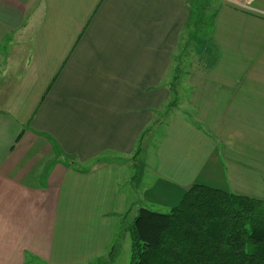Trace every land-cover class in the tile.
I'll return each instance as SVG.
<instances>
[{
  "label": "crops",
  "instance_id": "crops-1",
  "mask_svg": "<svg viewBox=\"0 0 264 264\" xmlns=\"http://www.w3.org/2000/svg\"><path fill=\"white\" fill-rule=\"evenodd\" d=\"M200 1L0 0V264L107 255L147 176L170 207L194 183L264 200L252 186L264 180L257 14L203 0L213 8L210 60L185 72L194 117L172 112L150 134L149 159L138 157L166 106L161 67L176 63L189 5Z\"/></svg>",
  "mask_w": 264,
  "mask_h": 264
},
{
  "label": "trees",
  "instance_id": "trees-1",
  "mask_svg": "<svg viewBox=\"0 0 264 264\" xmlns=\"http://www.w3.org/2000/svg\"><path fill=\"white\" fill-rule=\"evenodd\" d=\"M130 227V264H264V200L247 195L194 183L168 212L140 207Z\"/></svg>",
  "mask_w": 264,
  "mask_h": 264
},
{
  "label": "rangeland",
  "instance_id": "rangeland-1",
  "mask_svg": "<svg viewBox=\"0 0 264 264\" xmlns=\"http://www.w3.org/2000/svg\"><path fill=\"white\" fill-rule=\"evenodd\" d=\"M214 1H217L222 4L228 3L227 0H225V2L223 0H214ZM211 4L215 5V2L210 1V5ZM210 5H208L203 0H201L199 4L192 3V5H189V11H190L189 16H191L192 21L191 22L188 21L187 24L182 27L183 30L182 37L184 44L183 45L181 44V49H179L180 51L174 50L173 52V54L175 53L174 55L178 54V56L183 53V55L180 57L179 60V64H178L179 66L176 67L178 56L176 57V63H175V58L172 56L171 62L169 57H166L164 61V65H162L161 67L166 69V73L164 77L161 78V82H164L165 84L164 87L167 88L166 90L167 94L165 97L166 102L164 103V105L166 106H162L160 108L159 116L154 117L151 123L144 130V133H146L149 127L152 126L151 131L147 134L148 136L146 135L144 137L145 139L143 138L144 139L143 152L138 154V157H141L144 154L151 152V143H154L155 140H153L154 138H152V140L150 139L151 136L153 137L154 135V134L153 135L150 134H152V132L155 131L158 128V126L160 125L164 126L168 118L171 116L170 114L172 112H174L173 114L181 115L187 119H192L194 117L193 114L194 110L190 107L188 103L189 102L188 97L191 94V89L188 86L190 74L185 75V72H192L193 69L201 70L199 69L200 67L205 66L207 63H209L210 54H207L206 50L208 48H211L210 42L208 40L211 29L210 27H208V25L212 20L210 13L212 12L213 8H211ZM252 7L254 11L249 12L251 15L261 14L264 16V0H254ZM98 17L99 15H97L96 19ZM29 20L30 21L28 25L33 24L36 19L32 17ZM89 30H93V27L92 26L89 27ZM190 30L194 32L196 37L198 36L197 39L204 38L205 40H200L198 42L196 40L186 41ZM90 34L91 31L88 32L86 40H88ZM201 45H205V52L203 47H201ZM170 51L172 50L170 49ZM169 63H170V69H169ZM144 158L149 159V157L145 155ZM261 174L264 176V171H261ZM133 182L134 181H132L131 183L133 184ZM259 183L252 182V186L257 185L259 186L258 188L259 190L261 188L264 190V180L262 181L259 180ZM127 185H129V182L127 183ZM151 186H152V181L148 176L145 177L144 179L142 178V182L140 185H138L137 191H135L134 194L132 195V198H134L135 202L132 205V208L129 209L131 210L129 214L130 216L134 215L133 218L135 217V215H137L140 207H145L161 213L169 211L170 206H166L164 203V199H165L164 192L166 187L161 183H159L157 187L153 189H150ZM183 193L181 195H183ZM170 196L171 195H167V198H171ZM175 196H178V192L176 190L174 192V197ZM123 215L124 216H122L120 219L121 224L111 228V233H109L111 238V247L108 254L91 260L89 264H130L131 261L130 225L132 223L133 218L131 220L129 219V217L125 218L126 214ZM124 218L125 220L123 222Z\"/></svg>",
  "mask_w": 264,
  "mask_h": 264
},
{
  "label": "built area",
  "instance_id": "built-area-1",
  "mask_svg": "<svg viewBox=\"0 0 264 264\" xmlns=\"http://www.w3.org/2000/svg\"><path fill=\"white\" fill-rule=\"evenodd\" d=\"M225 2V0H223ZM228 3H226L229 6L234 7L235 9L241 10V11H245V12H251L254 11L252 4L254 2V0H227ZM259 16L264 17L261 14H257Z\"/></svg>",
  "mask_w": 264,
  "mask_h": 264
}]
</instances>
